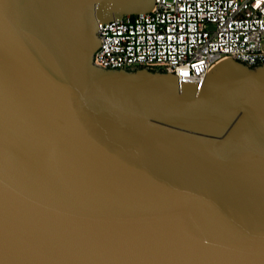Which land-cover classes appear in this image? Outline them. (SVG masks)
Listing matches in <instances>:
<instances>
[{
    "label": "water",
    "instance_id": "water-1",
    "mask_svg": "<svg viewBox=\"0 0 264 264\" xmlns=\"http://www.w3.org/2000/svg\"><path fill=\"white\" fill-rule=\"evenodd\" d=\"M155 4L0 0V264H264V65L93 64Z\"/></svg>",
    "mask_w": 264,
    "mask_h": 264
},
{
    "label": "built area",
    "instance_id": "built-area-1",
    "mask_svg": "<svg viewBox=\"0 0 264 264\" xmlns=\"http://www.w3.org/2000/svg\"><path fill=\"white\" fill-rule=\"evenodd\" d=\"M149 13L99 23L101 48L93 64L104 70L171 73L198 83L232 58L264 65V0H155Z\"/></svg>",
    "mask_w": 264,
    "mask_h": 264
}]
</instances>
